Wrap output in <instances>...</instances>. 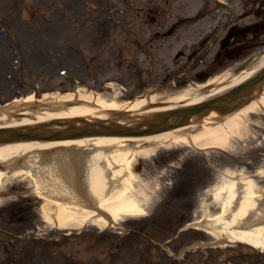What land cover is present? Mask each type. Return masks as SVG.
Here are the masks:
<instances>
[{
	"label": "rangeland",
	"instance_id": "1",
	"mask_svg": "<svg viewBox=\"0 0 264 264\" xmlns=\"http://www.w3.org/2000/svg\"><path fill=\"white\" fill-rule=\"evenodd\" d=\"M228 1L232 12L238 7V26L254 24V15L240 17L251 14L254 0ZM263 1L257 6L262 13ZM197 13L206 17L180 21L170 38L157 35ZM229 16L218 0H0V105L77 87L113 93L122 103L154 87L165 101L188 87L186 77L195 88L234 73L237 60L222 65L217 47H210ZM241 41L246 58L258 54L264 32L255 48L254 34ZM196 51L197 60L190 61ZM179 52L184 56L178 58ZM179 71H186L178 79L183 86L163 91L162 78ZM250 130L247 139H235L224 151L176 145L159 147L150 158H133L134 187L146 189V215L124 216L104 230L91 224L73 230L49 226L42 211L46 200L30 179L5 184L0 264H264V253L238 243L217 246L216 238L190 225L205 211L214 216L221 211L217 191L208 190L218 187L225 173L253 178L264 191V113L252 116ZM186 248L190 252L183 253Z\"/></svg>",
	"mask_w": 264,
	"mask_h": 264
},
{
	"label": "bare ground",
	"instance_id": "2",
	"mask_svg": "<svg viewBox=\"0 0 264 264\" xmlns=\"http://www.w3.org/2000/svg\"><path fill=\"white\" fill-rule=\"evenodd\" d=\"M264 67V55L256 57L254 66L239 75L222 74L195 88L170 95L158 107V95H145L134 101L118 102L110 94H99L79 87L66 94H47L42 102H74L61 110L19 111L15 101L0 113V128H13L65 118L107 119L111 111L128 110L148 115L173 108L199 104L244 82ZM114 89V86H110ZM35 101L28 96L21 104ZM16 111L15 113H12ZM264 112V91L252 103L218 121L213 112L198 125L140 138L93 137L75 141L38 143L20 142L0 146V163L14 167L0 170V189L16 179H30L37 194L46 203L44 221L58 229H79L87 224L104 230L114 227L124 216L146 215L148 198L145 188L135 189L136 177L131 169L133 158H150L159 147L182 145L199 150H228L235 139H247L252 116ZM131 148H137L135 153ZM55 152V153H52ZM128 173V176L126 175ZM224 181L208 191H217L223 207L215 216L206 211L201 229L212 235L217 244L243 243L264 251V191L253 178L224 174ZM219 230V231H218ZM225 236V237H224Z\"/></svg>",
	"mask_w": 264,
	"mask_h": 264
},
{
	"label": "water",
	"instance_id": "3",
	"mask_svg": "<svg viewBox=\"0 0 264 264\" xmlns=\"http://www.w3.org/2000/svg\"><path fill=\"white\" fill-rule=\"evenodd\" d=\"M264 89V70L257 76L223 96L200 105L166 111L148 116L113 113L109 120L66 119L0 130V144L11 142H53L88 137H139L170 131L198 122L213 111L230 114L254 100ZM34 110L61 108L54 105L33 104Z\"/></svg>",
	"mask_w": 264,
	"mask_h": 264
},
{
	"label": "flooded vegetation",
	"instance_id": "4",
	"mask_svg": "<svg viewBox=\"0 0 264 264\" xmlns=\"http://www.w3.org/2000/svg\"><path fill=\"white\" fill-rule=\"evenodd\" d=\"M233 46H234V45H232V43L229 42V43L227 44V49H233V48H234Z\"/></svg>",
	"mask_w": 264,
	"mask_h": 264
}]
</instances>
